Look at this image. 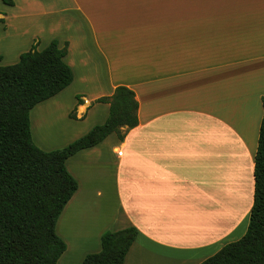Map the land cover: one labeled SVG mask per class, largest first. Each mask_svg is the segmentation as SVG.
<instances>
[{"label": "crops", "instance_id": "crops-1", "mask_svg": "<svg viewBox=\"0 0 264 264\" xmlns=\"http://www.w3.org/2000/svg\"><path fill=\"white\" fill-rule=\"evenodd\" d=\"M3 11V65L37 36L39 50L54 39L67 46L73 82L30 114L41 149L105 123L110 105L94 101L118 86L139 101L123 140L112 133L66 161L78 189L57 221L67 245L57 264H82L108 230L138 229L125 264H200L246 234L264 115V0H15L0 1ZM52 106L69 139L49 146L34 114Z\"/></svg>", "mask_w": 264, "mask_h": 264}, {"label": "trees", "instance_id": "trees-1", "mask_svg": "<svg viewBox=\"0 0 264 264\" xmlns=\"http://www.w3.org/2000/svg\"><path fill=\"white\" fill-rule=\"evenodd\" d=\"M0 1L15 5V0ZM3 22L5 18H0ZM38 45L35 40L15 64L3 65L0 55V264L58 263L67 245L57 233V221L78 189L66 161L112 133L123 140L128 130L139 124L135 91L118 86L112 95L94 101L110 105L105 123L64 148L41 149L32 137L31 111L70 86L74 73L64 60L67 46L59 47L57 39L42 50ZM77 99L81 104V95ZM262 102L264 108V98ZM70 116L75 118L72 113ZM254 180V204L246 234L200 264H264V115ZM138 234L136 227L106 231L101 251L87 255L82 264H125Z\"/></svg>", "mask_w": 264, "mask_h": 264}, {"label": "rangeland", "instance_id": "rangeland-1", "mask_svg": "<svg viewBox=\"0 0 264 264\" xmlns=\"http://www.w3.org/2000/svg\"><path fill=\"white\" fill-rule=\"evenodd\" d=\"M25 7H26V5H22V8H25ZM26 10L29 11L28 8H26ZM19 15H21L20 11H17L15 13L13 12V14L11 16V20H10L11 25L12 24L14 25L16 23ZM0 18H5V17L0 15ZM30 33H28V35ZM34 40H38V44H40V42H41V38L38 36L35 37ZM40 109L41 108H39L35 112L34 119L38 124V130H39L38 135H40L42 138V134L45 132L47 133V137L43 140L44 144L52 146V145H56V144H58V145L63 144L64 142H66L69 139V137L65 138L64 135H61V136L59 135V133H63L65 131V127H66L65 122H63L61 113H59L57 109H54L53 106L47 110H44L43 114H42V111ZM72 114L75 115V112L72 111ZM59 147L62 148V146H59Z\"/></svg>", "mask_w": 264, "mask_h": 264}]
</instances>
